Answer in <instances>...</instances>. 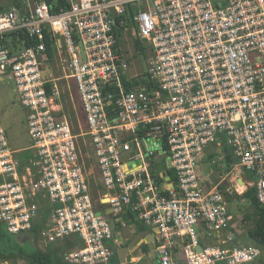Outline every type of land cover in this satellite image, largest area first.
<instances>
[{
  "label": "built area",
  "instance_id": "1",
  "mask_svg": "<svg viewBox=\"0 0 264 264\" xmlns=\"http://www.w3.org/2000/svg\"><path fill=\"white\" fill-rule=\"evenodd\" d=\"M52 1L0 8V41L12 33L35 40L27 47L0 42V81L14 85L30 137L29 146L11 148L0 121L7 231L27 233L45 216L44 247L76 236L80 246L64 260L118 264L111 261L118 232L97 214L108 207L120 227L130 211L156 229L157 264H260L264 249L221 235L231 233L228 199L238 186L250 181L264 205V0H61L58 11ZM45 30L61 76L49 65ZM122 38L145 47L146 72L132 71ZM146 75L149 84L128 88ZM73 98L86 125L77 133ZM78 137L97 177L86 169ZM210 145L221 161L227 146L232 170L239 168L225 192L201 174Z\"/></svg>",
  "mask_w": 264,
  "mask_h": 264
},
{
  "label": "rangeland",
  "instance_id": "2",
  "mask_svg": "<svg viewBox=\"0 0 264 264\" xmlns=\"http://www.w3.org/2000/svg\"><path fill=\"white\" fill-rule=\"evenodd\" d=\"M11 1L12 0H0V8L2 7L5 8V7H8L9 5H12ZM123 42L124 44L122 45ZM122 43L120 47L122 49V52L129 59V62L132 67V71L140 73V74L142 72L143 73L146 72L147 62L149 59V53L146 51L145 53L146 55H144L134 50L132 47V42L130 41L129 38L122 41ZM49 61H50L49 65L52 68L53 74L56 76L63 75V72L61 70L60 65L58 64V60H57V57L55 56V53L53 54L51 59H49ZM73 102H74L73 105H75L74 106L75 112L72 111L71 114L72 115H75V113L76 115L78 114V120H75V123L73 122L74 130L76 133L79 132V128L85 131L86 125L83 121V117L79 110V106L75 102V99ZM69 103H70L69 108L71 110L73 108V105L71 101H69ZM26 114H27V111L23 107V105L20 103L18 94L14 90V85L11 82L7 83V82L0 81V121L3 127L5 128L9 145L13 149L25 148L29 146L30 144V137L28 134L27 123H26ZM78 124L80 125V127L78 126ZM82 137H78L77 140L81 144L82 157L85 160L87 159L86 169L88 170V172L89 171L91 172V177H97V170L94 168V165H93L94 159L92 158L91 150L89 149L88 144L83 140ZM211 146L212 145H210L208 149H210ZM23 153L27 157H32L31 150L27 149ZM204 157H202V159L200 160V168H201V174L203 175V178L206 179L209 176L210 183H211L209 184L210 186L220 182L221 185H223V187L221 188L225 192L227 185H229L232 179L231 177L232 174L239 173L237 170L239 168L234 167L235 169L233 170L229 169V171H231V175L227 173L228 175L226 174V176L223 177V174L227 172V171L224 172L225 162L218 159L219 161H217L216 167L213 168L212 166L209 165L210 160L205 159L204 162L202 163V160L204 159ZM214 158L215 160H217L218 155H216ZM89 160L91 162H89ZM88 163L92 164L91 169L88 167ZM243 176H246V178H249L246 171L243 172ZM250 183L251 182L249 181V184L246 183L244 185L245 188L243 189V191H245L249 186H252L250 185ZM98 189H100V187L94 184L93 189H92L94 199H96L99 196L97 193ZM241 191L242 190H240L239 192ZM239 192H236L235 194H233L232 198L234 199H230V198L228 199V206L233 215V221L231 223V228H230L231 233L229 234L227 233V231H224L221 235V239L227 238V236L230 235L232 236L231 242L233 244L253 245L252 241H250V239L247 237V231L252 226V220L251 219L244 220V217L251 210V208H250L249 202L245 198L241 196H237L239 195ZM28 241L30 242L31 240L28 239ZM24 245L27 246V243ZM20 261H19V264H26L24 261L22 262ZM0 264H8V263H0ZM135 264H150V262L147 257L142 256Z\"/></svg>",
  "mask_w": 264,
  "mask_h": 264
},
{
  "label": "trees",
  "instance_id": "3",
  "mask_svg": "<svg viewBox=\"0 0 264 264\" xmlns=\"http://www.w3.org/2000/svg\"><path fill=\"white\" fill-rule=\"evenodd\" d=\"M11 2L15 6L19 5V0H12ZM50 6L52 7V11H58L59 7H65V3L61 0H58L57 2L52 1L50 3ZM122 31L123 27H120L116 32V35L118 37L117 47H119L120 44ZM16 37H18L17 41L15 40ZM43 40L46 46V55L49 60L54 54V48L52 37L47 30L44 31ZM34 41L35 40L28 37L27 34L20 33L19 36H17L16 33H12V35L6 34L0 42L7 45L12 44L15 46L18 45V42L19 44L27 47L32 45ZM132 44L136 51L146 55L145 47L141 44L139 39H134ZM147 84H149L147 79L145 77H142V79H133L131 82L127 83V86L129 88ZM223 151L225 153L224 172H228L229 169L231 170L233 165L236 163V159L231 155L227 146L223 147ZM217 154L218 153L216 151V148L211 146V148L206 151V157H204L202 163L205 159L210 160L209 165L215 168L217 165V161H219L218 159L215 160L214 158ZM247 174L249 176V179L254 178L251 173L247 172ZM219 187L221 188L223 187V185H221L220 183ZM237 196L245 198L249 202L251 208V210L244 217V220H252V226L247 231V237L250 239V241H252L253 245L264 249V205L258 201L254 185L249 186L245 191ZM128 217L134 219V214L128 211V216H126V219H128ZM44 220L45 216H43L29 232L24 234L10 233L9 231H7L5 224L0 221V263L19 264V261L21 260L26 264H73L64 260L63 253L68 249L80 246L79 239L76 236H73L70 239H64L59 245L44 247L38 241L39 230L42 227ZM116 225L118 226L120 224L116 222ZM143 227V225H138L137 229L140 230L143 229ZM28 239H30L31 241L29 242ZM26 243L27 246L24 245ZM140 250L146 252L147 246L142 245L140 247ZM260 264H264V260L261 261Z\"/></svg>",
  "mask_w": 264,
  "mask_h": 264
},
{
  "label": "crops",
  "instance_id": "4",
  "mask_svg": "<svg viewBox=\"0 0 264 264\" xmlns=\"http://www.w3.org/2000/svg\"><path fill=\"white\" fill-rule=\"evenodd\" d=\"M243 178H245V176H243ZM206 179L210 181L209 176ZM126 216H128V213L125 214V220L123 219L126 225L121 226V227L120 225H118L119 231L116 237L119 243H117L116 246L114 247L115 249H114V256L112 258V262L118 263V264L122 262H127L126 264H135L140 259V257L145 256L149 259L150 264H157L155 261L156 257L153 255V252H151V250L148 247V239L151 238L150 235L148 234H144L143 236H141V240L134 248L125 250V248H127L128 242L133 237V235L136 232L143 230V229L151 230L152 234L154 235L153 245L155 246V232H156L155 228L147 227L135 218L133 219V218L128 217V219H126ZM138 225L140 226L143 225L144 226L143 229L138 230L137 229ZM142 245L147 246L146 252H143L142 250H140V247Z\"/></svg>",
  "mask_w": 264,
  "mask_h": 264
},
{
  "label": "water",
  "instance_id": "5",
  "mask_svg": "<svg viewBox=\"0 0 264 264\" xmlns=\"http://www.w3.org/2000/svg\"><path fill=\"white\" fill-rule=\"evenodd\" d=\"M78 44H79L80 49H81V55H82V57H84V52L82 50L81 42L79 41ZM145 78L148 80L149 79L148 75H146ZM238 181L241 182L240 179ZM104 208H106V210L98 211L97 214H106V215H108L111 228L113 230H115L116 232H118L119 231V227L116 226L115 220L112 217L111 208H108V207H104ZM144 234L150 235L151 238L148 239V247H149V249L151 251H153V248H154V245H153L154 244L153 243L154 235L152 234L150 229H143V230H140V231L136 232L133 235V237L130 239V241L128 242L127 248H125V250L134 248L139 243V241L141 240V236H143ZM198 249H199V247H198Z\"/></svg>",
  "mask_w": 264,
  "mask_h": 264
},
{
  "label": "bare ground",
  "instance_id": "6",
  "mask_svg": "<svg viewBox=\"0 0 264 264\" xmlns=\"http://www.w3.org/2000/svg\"><path fill=\"white\" fill-rule=\"evenodd\" d=\"M244 183H246V182H244ZM244 189V184H242V185H240V186H238V191H240V190H243Z\"/></svg>",
  "mask_w": 264,
  "mask_h": 264
},
{
  "label": "flooded vegetation",
  "instance_id": "7",
  "mask_svg": "<svg viewBox=\"0 0 264 264\" xmlns=\"http://www.w3.org/2000/svg\"><path fill=\"white\" fill-rule=\"evenodd\" d=\"M156 261V263H157V260H155Z\"/></svg>",
  "mask_w": 264,
  "mask_h": 264
}]
</instances>
